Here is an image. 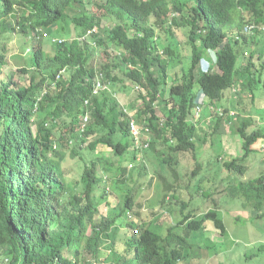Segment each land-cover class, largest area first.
<instances>
[{"label":"trees","instance_id":"16d2710c","mask_svg":"<svg viewBox=\"0 0 264 264\" xmlns=\"http://www.w3.org/2000/svg\"><path fill=\"white\" fill-rule=\"evenodd\" d=\"M87 5L85 0H0V36L8 18L22 34L61 23L78 30L62 37L52 55L38 46L28 57L30 70L21 67L15 76L5 72L8 61L0 40V264H78L82 253L95 254L103 246L113 264H184L195 246L191 233L205 229L207 220L225 232L215 210L186 215L161 234L149 227L137 230L127 222L126 213L134 204L129 192L123 195L124 211L112 207L110 195L123 194L120 184L137 183L146 172L148 151L160 155L176 175L173 154L193 150L199 137L196 124L205 122L204 117L191 115L203 96L222 107L224 91L229 90L235 97L239 93V100L249 96L255 103V92L264 86V51L247 48L249 35H233L249 24L264 26V0H101L94 5L96 12ZM169 14L176 15L170 25ZM106 21L113 27L103 28L99 35ZM94 27L96 44L81 45L78 37ZM179 28L186 37L183 58L190 61L186 67L179 62L169 68L170 45L160 55L153 38L157 29L174 37ZM90 48L101 50L99 65ZM207 50L216 51L214 72L213 67L200 70ZM121 63L125 79L145 90L142 94L134 89L138 102H133L131 113L110 92L94 93L99 79L110 88L118 83ZM249 113L236 127L242 157L225 161L227 169L243 172L240 161L257 139L264 138V126L257 128L256 123V129L247 133L254 119ZM84 114L90 121L81 132ZM131 119L142 135L131 133ZM221 125V118L205 124L202 141L208 144ZM82 148L89 153L108 148L118 160L104 164L112 169H101L97 160H91L70 189L61 173V159L67 154L74 158ZM232 195L251 204L253 220L264 218V173L234 186ZM176 227L183 228L181 234ZM125 228L130 234L121 237Z\"/></svg>","mask_w":264,"mask_h":264},{"label":"rangeland","instance_id":"374dc122","mask_svg":"<svg viewBox=\"0 0 264 264\" xmlns=\"http://www.w3.org/2000/svg\"><path fill=\"white\" fill-rule=\"evenodd\" d=\"M85 1L90 3L87 7L93 9V12H96L94 5L97 2L101 3V0ZM105 25L106 27L103 25L101 31H99L100 35H102L103 28L113 27V22L106 21ZM53 27L43 30L48 34V37L38 40L37 32L39 28L22 34L16 27V22L12 18H8L0 36L8 61L5 72L10 76H15L19 73L21 67L30 70L28 57L38 46L52 55L57 49V46L52 41L54 36L62 39V37L66 38L69 33L74 35L78 33V30H73L68 23L56 24ZM174 33L177 38L171 37L163 29H160L157 31V36L162 39L164 45H166L167 41L173 48V56L168 67L172 68L171 65H179V62L186 67L190 59L189 57L183 58L184 55H187L185 33L181 28L174 29ZM156 42L158 43V40ZM246 46L248 49L262 48V51H264V33L259 30L252 32L248 36ZM157 48L160 50L159 47ZM90 50L92 49L90 48ZM100 52L99 48L92 52L91 57L94 64L99 65L102 62ZM210 54L214 58V53L210 52ZM120 67L117 70L118 83L115 84L116 86L113 85L112 88L109 85V88L124 109L131 113L133 106H135L133 102L136 103L138 100L134 98V85L127 82L123 74L126 71V67L123 63L120 64ZM206 67V62L202 61L201 68L205 69ZM65 75L67 77V74ZM121 82L124 86L120 84ZM118 86L121 87V90H117ZM195 86L198 87V84ZM228 91H224L226 95L222 97L223 102H220V104L227 107H235V110L237 107L236 111L239 112L238 120L245 117L249 111L254 116L252 123L247 128V131H250L254 123L259 121V117H264V86L261 85L255 92V112L252 110L253 105L249 97H243L244 99L239 100L237 98L239 93L235 97L230 93L227 94ZM236 99H238L237 104ZM157 109V114L161 115L162 112L158 106ZM204 114L205 118L210 117L207 109L204 110ZM205 124H207V120L203 121L202 124L200 122L196 124L199 137L195 141L194 150L172 153L173 157L176 158L174 161H177V164H175L177 168L176 175H173L168 165L161 161L160 155L148 151L145 157L146 172L139 175V177L134 173V176L138 177L137 183L129 181V184H120L123 194L113 192L110 195L111 205L112 207L115 206L116 209L122 210L123 195L129 192L134 204L133 208L126 213L127 222L131 221L137 226V230L141 227H149L161 234H165L168 231V227L175 225L186 215L199 216L208 210H216L225 225V232L220 233L213 226L212 221L206 222L205 229L193 231L189 240L195 246L190 250V257L184 260L183 263L264 264V218L253 220L250 215L252 211L251 204L245 203L244 199L239 196L234 197L231 188L240 181L250 180L259 175V173L264 172L262 154L255 149L247 157L243 162L245 165L244 174H240L236 169H227L224 166V162L237 157L240 155L239 151H241V138L236 132L237 121L232 119L228 127L222 126L219 128L218 134L214 135L212 140L210 139L211 143L209 144L202 141L205 137ZM210 141L208 140V142ZM84 144L85 142L78 144L76 149ZM79 151V155L74 158L70 157L69 154H67L65 159L57 158L58 161L61 159V173L70 189L79 181L85 164L91 160H97L101 165V169H112V166L106 167L104 164L109 161L116 164L118 160L108 148H97L93 153L85 151L84 148ZM165 183L174 185V191L168 189L167 192ZM111 186L112 182L108 181L107 188L109 189ZM164 192H167V196H170L171 204L169 205L161 201ZM174 192L175 194L171 196V193ZM117 199L119 203H117ZM182 229V227H176L174 231L181 234ZM128 230L131 229L125 228L124 232H120L121 237H126L127 234H130ZM198 244H203V246L199 247ZM261 247H263L262 250ZM69 255L74 257L73 253H69ZM78 264H113V256L109 253L106 246H103L101 250H98V253H82Z\"/></svg>","mask_w":264,"mask_h":264},{"label":"clouds","instance_id":"9594fccd","mask_svg":"<svg viewBox=\"0 0 264 264\" xmlns=\"http://www.w3.org/2000/svg\"><path fill=\"white\" fill-rule=\"evenodd\" d=\"M173 16H176V15H174V14H169V22H168V24L170 25L171 24V19H172V17ZM149 25H151V22H149ZM258 29L260 32H262V33H264V26H261V27H256V26H254V25H252V24H249V25H246V26H244L243 28H242V30H240V31H238V32H236V33H234V37L235 38H237V36L239 35V34H241V33H243V34H246V35H250L251 34V32H252V30L253 29ZM158 30H160V29H157L156 30V34H155V37L153 38L154 39V41H155V43H156V49H157V51H158V53L160 54V55H163L164 54V50H163V47L165 46L164 45V42L162 41V39L161 38H158V36H157V31ZM95 33H97V29L94 27V28H92L91 30H89L88 32H87V34L86 35H84V36H82V37H78V40L80 41V43H81V45L82 44H84V42L85 43H87V44H89L90 46H94L96 43H95V40H94V38H93V36L95 35ZM104 34V33H103ZM102 34V35H103ZM100 35V34H99ZM45 37H48V34L45 32V31H43V30H41V29H39L38 30V32H37V39L39 40V39H44ZM91 38V39H89V38ZM172 37V36H171ZM83 38V39H82ZM173 38H177L176 37V35H174V37ZM156 40H158V43L156 42ZM52 41L55 43V45L56 44H61L63 41H64V39L62 38L61 39V37L59 38V37H53V39H52ZM166 45H170V43L169 42H167L166 41ZM179 45H180V40H179ZM157 47H159L160 48V50L157 48ZM171 47V46H170ZM94 48V47H93ZM180 48H181V45H180ZM171 49H172V51H173V48L171 47ZM210 52H213L214 53V58H212L211 57V54H210ZM202 61H204V62H206V64H207V67L205 68V69H202L201 68V62ZM215 63H216V51L215 50H207V52H206V56H204L201 60H200V68L203 70V71H207V70H211V67H213V69L211 70V72H214V68L217 70V67H214L213 65H215ZM215 70V71H216ZM61 73H63V72H61ZM59 77V75H57V78ZM264 77V76H263ZM127 82H128V80H126ZM134 89L135 90H138V91H140L142 94H145V90H143L140 86H136V85H134ZM100 91H108V92H110L111 94H112V97H114V98H116V96L113 94V91L109 88V86L108 85H106V84H103V82L99 79V80H97V82H96V86H95V89H94V93H99ZM228 94V93H227ZM224 95H226L225 93H224ZM232 95L233 96H235V94H233V92H232ZM223 97V96H222ZM249 97V96H248ZM202 99V102H200L199 104H197L196 106H194V108H193V110H194V113L193 114H191L193 117H194V119H200L201 117L203 118H205V114H204V110L205 109H207L208 110V112H209V114H210V117H208V118H205V120H207V124H213L214 123V120L216 119V118H221L222 119V122H223V125H221V127L223 126V127H228V125H229V123H230V121L232 120V119H236V121H238V115H239V112L238 111H236L237 110V107H236V110H235V107H227V106H219V107H215L214 105H211L210 103H211V101L209 102V100H208V98L206 99L204 96L201 98ZM116 100L118 101V99L116 98ZM249 100L250 101H252V99L249 97ZM119 102V101H118ZM255 102V101H254ZM120 103V102H119ZM236 104H237V102H236ZM255 103H253L252 102V105H254ZM120 105H122L121 103H120ZM122 107H123V105H122ZM123 109H124V107H123ZM125 110V109H124ZM126 111V110H125ZM255 115V114H254ZM158 116L159 117H161V121L164 119V116H163V114H161V115H159L158 114ZM89 115L88 114H84L83 115V117L81 118V132L85 129V127L89 124ZM133 118V117H132ZM260 119H259V121L258 122H256V124H258V127L257 128H260V127H263L264 126V117L263 116H260L259 117ZM134 119H131L130 120V124H131V122H133L134 123ZM135 125V124H134ZM130 127H131V125H130ZM136 127V126H135ZM220 127V128H221ZM251 130L250 131H247V133H251L254 129H256V127L254 128V126L252 127V128H250ZM146 130V129H145ZM137 134H134L133 132H132V130H131V133L134 135V136H140V135H142V133H141V131L137 128ZM221 133H223V132H221ZM138 139H140L139 137H138ZM260 142V143H259ZM210 143V142H209ZM208 143V144H209ZM259 145V146H258ZM135 146H137V140H135ZM255 149H257L261 154H262V159L264 160V138H259V139H257L256 140V144L251 148V150H252V152H250L247 156H245L241 161H240V164L242 165V168H243V172H240V170L238 171L240 174H244V169H245V165L243 164V162L247 159V157L250 155V154H252L254 151H255ZM194 150V149H193ZM241 151H239V154L240 155H238L237 157L238 158H241L242 157V149H240ZM231 169H233V168H231ZM262 173H264V172H261V173H259V175H257L256 177H254V178H252V179H250V180H253V179H255V178H257L258 176H260ZM247 180V179H246ZM246 180H244V181H240L238 184H240L241 182H246ZM247 181H249V180H247ZM237 184V185H238ZM166 185H172L171 183H166ZM237 185H234V186H237ZM168 186H166V191H167V189H168ZM233 186V187H234ZM232 187V188H233ZM170 190H172V189H170ZM225 190V189H224ZM174 191V190H173ZM226 191V190H225ZM168 192V191H167ZM167 192L165 193L164 192V194H163V198H162V202H164V204L166 203V204H171V199H170V196H167ZM175 194V192L174 193H171V196L172 195H174ZM165 197V198H164ZM239 197H241V198H243L242 196H239ZM244 199V198H243ZM245 201V200H244ZM177 202V201H176ZM244 205H245V203H244ZM216 209V208H215ZM251 209H252V207H251ZM208 211H211V210H208ZM216 211V210H215ZM207 212V211H206ZM217 212V211H216ZM204 214V213H203ZM218 214V213H217ZM252 211H251V213H250V215H251V218H252ZM192 216V215H191ZM200 216V215H199ZM219 216V215H218ZM256 219H258V218H256ZM181 220V219H180ZM207 221H211V220H207ZM206 221V222H207ZM206 222H205V227H206ZM224 224V223H223ZM214 226V225H213ZM215 227V226H214ZM224 227H225V225H224ZM218 230V229H217ZM219 231V230H218ZM220 232V231H219ZM221 233V232H220ZM262 248L263 247H261V250H262ZM246 256V255H245ZM248 259V258H247Z\"/></svg>","mask_w":264,"mask_h":264},{"label":"built area","instance_id":"2783aa9c","mask_svg":"<svg viewBox=\"0 0 264 264\" xmlns=\"http://www.w3.org/2000/svg\"><path fill=\"white\" fill-rule=\"evenodd\" d=\"M131 130H132V132L134 133V134H137V128L135 127V125H134V123L133 122H131Z\"/></svg>","mask_w":264,"mask_h":264}]
</instances>
